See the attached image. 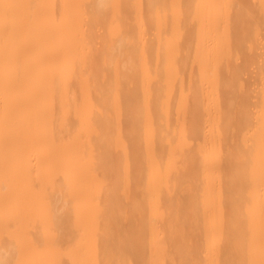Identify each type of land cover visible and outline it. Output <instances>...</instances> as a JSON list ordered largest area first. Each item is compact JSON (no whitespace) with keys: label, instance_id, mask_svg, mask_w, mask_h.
<instances>
[{"label":"bare ground","instance_id":"6f19581e","mask_svg":"<svg viewBox=\"0 0 264 264\" xmlns=\"http://www.w3.org/2000/svg\"><path fill=\"white\" fill-rule=\"evenodd\" d=\"M7 264H264V0H0Z\"/></svg>","mask_w":264,"mask_h":264},{"label":"clouds","instance_id":"9594fccd","mask_svg":"<svg viewBox=\"0 0 264 264\" xmlns=\"http://www.w3.org/2000/svg\"><path fill=\"white\" fill-rule=\"evenodd\" d=\"M11 252L8 249L0 248V264H7Z\"/></svg>","mask_w":264,"mask_h":264}]
</instances>
